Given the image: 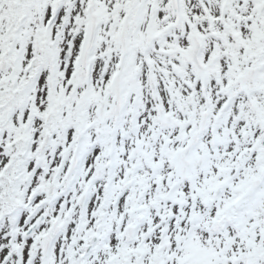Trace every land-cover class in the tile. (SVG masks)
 Here are the masks:
<instances>
[{"label":"snow or ice","instance_id":"obj_1","mask_svg":"<svg viewBox=\"0 0 264 264\" xmlns=\"http://www.w3.org/2000/svg\"><path fill=\"white\" fill-rule=\"evenodd\" d=\"M0 264H264V0H0Z\"/></svg>","mask_w":264,"mask_h":264}]
</instances>
